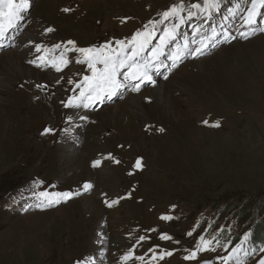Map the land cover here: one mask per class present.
<instances>
[{
  "label": "rangeland",
  "instance_id": "374dc122",
  "mask_svg": "<svg viewBox=\"0 0 264 264\" xmlns=\"http://www.w3.org/2000/svg\"><path fill=\"white\" fill-rule=\"evenodd\" d=\"M201 1L183 0V5L191 11ZM180 3L29 0L19 33L0 46V241L8 243L0 247V264H197L209 259L224 264L221 258L245 234L243 248L256 249L239 207L258 206L254 213L259 215L264 204V6L257 3L255 31L243 21L251 0H227L203 12L208 21L201 28L197 10L182 23L169 17L179 23L172 50L188 47L175 66L164 50L157 84L121 89L96 101L100 108H77L76 115L62 103L76 88L59 87L60 76L67 79L74 70L88 75L87 64L76 63L83 57L67 41L86 48L126 40ZM66 8L71 11H62ZM163 23H157L146 57L159 45L163 30L174 25ZM26 36L33 42L20 40ZM201 42L208 47L190 59ZM33 44L50 51L38 53ZM56 44L62 47L53 48ZM15 47L20 51H9ZM40 55L49 67L36 66ZM58 55L69 60L60 72L51 65ZM157 86L177 114L160 104L153 90ZM115 103L120 106L113 109ZM105 106L110 108L98 112ZM45 128L53 131L42 134ZM91 160L100 163L91 166ZM85 183L91 188L77 190ZM64 192L73 194L66 202L57 196ZM104 193L113 200L124 198L108 206ZM50 200L56 203L37 206ZM161 233L172 239H161ZM200 237L224 242L213 240L214 251H198L195 259L185 260L186 249H194ZM229 239L236 242L230 245ZM129 250L133 258L122 261ZM162 251L172 255L161 259ZM260 255L239 253L245 264H256Z\"/></svg>",
  "mask_w": 264,
  "mask_h": 264
},
{
  "label": "snow or ice",
  "instance_id": "6c2138e0",
  "mask_svg": "<svg viewBox=\"0 0 264 264\" xmlns=\"http://www.w3.org/2000/svg\"><path fill=\"white\" fill-rule=\"evenodd\" d=\"M257 3L261 6H264V0H251V7L247 10L246 15L243 17L244 26L252 27L255 25L256 21L254 17L257 15ZM216 4V0H203V4L193 3L191 5L192 9H196L197 12L201 14L204 11L210 12ZM29 5V0H0V38H3L6 33L14 28L17 22L23 19V13L27 11ZM64 12H69L71 9H62ZM184 5L183 0L179 5H173L168 10H165L162 13V20L149 21L143 29L137 30L130 38L126 40H116L113 42L105 41L103 45L95 47H86L79 48L75 47L74 41H67L68 45H73V50L77 53H80L83 59L77 58L76 63H86L87 68L91 71V75H83L82 79L77 81L69 80L70 84H74L76 89H79V94H75V89H73V95L68 98V100L62 101L65 108H84L89 109L96 101L103 100L105 97H112L116 93L125 88H130L133 91H139L141 84L144 81H151L150 69L157 65L160 56L164 55V50L167 47L168 43L176 39V28L179 26V23L184 22L185 18L183 16ZM180 13V15H177ZM196 15V12L189 11L188 19L193 18ZM169 17H175L179 23L174 24L171 29H164L163 35L159 37L160 43L150 49L151 55L148 57L144 56L145 50L148 49V46L152 42L153 34L156 31L157 23H163L169 19ZM256 29L252 27V31ZM54 29L48 28L46 32H52ZM198 32V29L196 30ZM247 32H241L242 37H247ZM213 39L215 37L213 36ZM225 39H228L225 36ZM61 44H56L53 46L55 49H60ZM188 45L184 44L183 46H177V49L172 52L169 56V59L172 61V66H175L176 63L182 58L184 50L187 49ZM208 47L207 44L201 42V46L193 50L194 55L203 54L204 50ZM43 46L36 45L35 51L41 52ZM46 51V50H45ZM41 63L36 64V60L30 61V63L36 64L37 67L46 63V58L44 55H40L36 58ZM69 63V60L64 58L61 55L59 61L55 59L51 61L52 67L55 68L57 72L63 70V67H66ZM63 66V67H62ZM79 75V74H78ZM123 77L120 79V77ZM139 81V82H137ZM38 87H44L38 85ZM87 101V102H86ZM81 120L87 119L86 116H81ZM205 124L208 122L205 121ZM212 126H219L212 125ZM52 129L45 128L42 134H47L52 132ZM163 131V129H161ZM100 161H95L93 166L99 165ZM118 163V161H117ZM135 166L137 168L141 167V161L138 158L136 160ZM85 191L91 188L90 183H85L83 185ZM41 196L45 193H40ZM72 193L64 192L58 193L57 196L63 197L65 199H70ZM130 195V194H128ZM124 197H118L116 200L106 201L108 206L115 204L119 199ZM56 201H49L47 205L39 204L38 207L44 208L47 206H52ZM155 230V229H153ZM191 235V232L187 233ZM161 239H172L166 233H161ZM145 239L144 236L139 237L140 241ZM248 236L245 234V237L241 240V243L236 245V247L231 249L229 255L222 257L224 264H229L233 259L236 264H245V261L242 260L239 256L241 251H244L245 257L250 255L254 256L256 252L264 253V248L252 249L249 252L247 249L243 248V244L247 241ZM216 244L219 245L220 241L213 237ZM213 240H205L204 237L198 238L197 245L194 249L188 250L190 254L183 257L185 260L195 259L198 251H209L215 250L212 247ZM176 243H179L176 241ZM227 250V249H226ZM149 251H153L149 249ZM164 255H172V252L162 251L160 253V258L162 259ZM133 258V251L129 250L125 255L121 257L122 261H128ZM137 259L143 260V257H136ZM206 264H211V262H206ZM256 264H264V255L256 260Z\"/></svg>",
  "mask_w": 264,
  "mask_h": 264
},
{
  "label": "bare ground",
  "instance_id": "6f19581e",
  "mask_svg": "<svg viewBox=\"0 0 264 264\" xmlns=\"http://www.w3.org/2000/svg\"><path fill=\"white\" fill-rule=\"evenodd\" d=\"M16 28H18V22H17V24H16V26L14 27V28H12V29H10L7 33H6V35L3 37V38H6V37H11L13 34H16V33H19V28L18 29H16ZM12 30H14V32L12 31ZM7 39V38H6ZM6 39H5V41H6ZM22 42H33V40H31V39H29L28 38V36H26V37H24V38H22V39H20ZM3 39L2 38H0V45H2L3 44ZM17 44H20V42H18ZM16 44V45H17ZM36 44V43H35ZM35 44H33L34 46H35ZM16 49L15 50H9V51H20L19 50V48L20 47H15ZM12 53V52H11ZM168 54V53H167ZM145 56V55H144ZM146 57V56H145ZM163 55L162 56H160V58H159V66L158 67H152L151 68V70H154V72H157L158 70H161V69H163L164 67H165V62H164V60H163ZM167 58V57H166ZM167 60H169V58H167ZM168 62H166V64H167ZM85 70L88 72V75H91V71L87 68V66L85 65ZM51 70V69H50ZM51 71H53V70H51ZM79 72H78V70H76V71H71L70 73H69V76H68V78L67 79H64L62 76H60V81H57V84H58V86L60 87V85H65V86H71V88H72V86H73V84H70L68 81L69 80H72V81H77V80H79V78H82V77H80L79 75ZM150 76H151V81H145V83H149L150 85H154V84H157V80H155L156 79V76H155V74H150ZM152 83H154V84H152ZM148 84V85H149ZM148 85H145V86H148ZM73 87H75V85L73 86ZM75 90H77L76 92H75V94H79V89H75ZM150 90V89H149ZM154 90V92H155V94H156V96H157V98H158V100H159V102H160V104H163L164 106H166V104H167V99L164 97V95H165V91L163 90V88H160V86L158 87L157 86V88L156 89H153ZM124 101H126V100H124ZM114 105H116V103L114 104ZM173 105V104H172ZM118 106H120V105H116V106H114V107H112L113 109H116ZM167 106H168V109L169 110H171L172 111V113H174V114H177L176 113V111L174 110V108H173V106H171V105H169V104H167ZM106 108H110V107H104V108H101L98 112H100L102 109H106ZM77 108H71L70 107V110L72 111V112H70V113H73V114H75V110H76ZM97 112V113H98ZM76 115V114H75ZM116 115H118V112L116 113ZM77 122V120H74L73 119V123H76ZM76 136V135H75ZM89 163H90V165L92 166V164L94 163V161L93 160H91V161H89ZM95 171H98L97 169H95ZM100 171H102L103 172V170L101 169V170H99V172ZM81 188H83V186L82 187H78L77 188V190H80ZM103 196H105V197H107L108 199H109V201L110 200H113L114 198V195H111V196H109V194L108 193H104V194H102ZM101 200V199H100ZM70 202H73V201H70ZM103 201L101 200V204H103L102 203ZM67 203H69V202H67ZM66 203V204H67ZM107 204V203H106ZM66 206H68V205H66ZM66 206H64V207H66ZM83 206H85V209L86 210H88V208H90V205H88V203H85V205H83ZM61 208H57V209H55L54 211H57V210H60ZM99 243V242H98ZM100 244V243H99ZM8 245V243H6L5 241H4V243H2V241H0V247L2 248V249H5L6 248V246ZM100 246V245H99Z\"/></svg>",
  "mask_w": 264,
  "mask_h": 264
},
{
  "label": "trees",
  "instance_id": "16d2710c",
  "mask_svg": "<svg viewBox=\"0 0 264 264\" xmlns=\"http://www.w3.org/2000/svg\"><path fill=\"white\" fill-rule=\"evenodd\" d=\"M235 0H232L234 2ZM227 3V0H216L215 7H220ZM258 205V204H257ZM263 206V207H262ZM258 206H254L249 203L239 207V218H242L246 222V227L252 233L251 242L256 244V249L264 248V204L260 205L258 214H255ZM224 241H222L223 243ZM232 242H236V239H229V244L232 245ZM258 253V251L256 252Z\"/></svg>",
  "mask_w": 264,
  "mask_h": 264
},
{
  "label": "water",
  "instance_id": "95a60500",
  "mask_svg": "<svg viewBox=\"0 0 264 264\" xmlns=\"http://www.w3.org/2000/svg\"><path fill=\"white\" fill-rule=\"evenodd\" d=\"M206 262H211V264H213V261H212V260H209V261H202V262L199 263V264H206Z\"/></svg>",
  "mask_w": 264,
  "mask_h": 264
}]
</instances>
